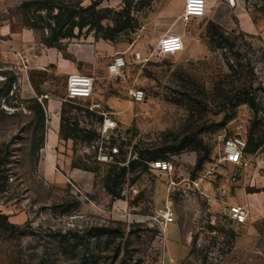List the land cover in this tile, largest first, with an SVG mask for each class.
Instances as JSON below:
<instances>
[{
  "label": "rangeland",
  "instance_id": "obj_1",
  "mask_svg": "<svg viewBox=\"0 0 264 264\" xmlns=\"http://www.w3.org/2000/svg\"><path fill=\"white\" fill-rule=\"evenodd\" d=\"M26 1L37 0H12L3 18L12 29L36 24V40L42 44L55 21L35 7L26 13L21 9ZM62 1L64 12L80 13L66 28L90 24L81 34L75 30L77 38L62 41L65 58H72L68 43L104 41L120 48L128 64L121 76L102 72L96 81L93 100L101 110L91 111L84 100L58 101V127L47 112L42 126L34 100L21 95L19 72L0 58V264H264V219L239 225L224 204L233 186L247 176L251 192L264 190L263 4L232 0L233 27L224 28L230 37L225 49L215 50L207 39L209 17L183 24L185 3L177 4L182 0H156L136 13L139 29L114 41L90 27L95 11L102 9L109 11L101 13L107 16L101 25H112L113 12L124 7L122 0H100L85 13L80 8L92 6L91 0ZM164 11L169 13L165 17ZM253 25L257 32H250ZM160 29L183 36V51L149 63L134 61L135 53L149 55ZM25 78L51 99L65 93L62 74L32 72ZM246 94L258 97L257 115L248 105L236 107ZM110 96L130 107L129 122L102 119ZM46 101H41L44 109ZM186 136L207 146L208 158L200 169L197 161L205 152L190 149L169 156L149 164L143 174H129L118 200L106 193L101 178L80 168L88 165L102 174L116 161L128 164L146 145L171 144ZM236 137L261 144L255 154L245 153L240 165L224 159L225 142ZM159 162L174 169L155 167ZM247 168L256 171L248 174ZM167 209L175 217L168 226L162 218Z\"/></svg>",
  "mask_w": 264,
  "mask_h": 264
},
{
  "label": "crops",
  "instance_id": "obj_2",
  "mask_svg": "<svg viewBox=\"0 0 264 264\" xmlns=\"http://www.w3.org/2000/svg\"><path fill=\"white\" fill-rule=\"evenodd\" d=\"M206 1L209 19L223 28L231 29L233 27L231 24L232 7L228 5L227 0ZM11 3L12 0H0V17L3 19L0 21V58L4 65L10 66L19 72V80L23 82L20 91L23 98L36 99L41 94L48 95L45 89V91L42 89L38 92L30 80H27L28 83H26L25 77L28 79L32 72L62 74L66 77V84L68 77L77 73L92 76L96 81L100 79L102 72L109 74V64L112 62L110 58L120 54V48L111 42L104 41L72 42L66 45L67 54L71 55L72 58H65L61 51L44 47L38 43L33 30L29 28L12 29L10 22L3 18ZM181 3H185V0L177 2L178 5H181ZM167 14L169 13L164 11L162 16L165 17ZM250 32H257V27L253 25V30H250ZM158 33L160 35L159 39L167 34H164L161 29ZM46 99L47 106L45 110L47 115L51 121L53 120L55 126L58 124L59 127L62 98L59 97V100H56L51 99L49 96ZM92 102L99 103V101L94 100ZM105 104L109 108L104 115L105 119L129 122V106L123 107L115 96L106 98ZM56 132L53 130L52 134L55 136ZM252 170L256 171V168H247L246 171L248 174H252ZM255 180L252 185H254ZM250 184L251 179L248 176L236 183L232 188L231 196L224 201V204L227 209L231 207L242 208L247 213V223L252 224L264 219V190L251 192L249 190L250 187L252 188Z\"/></svg>",
  "mask_w": 264,
  "mask_h": 264
},
{
  "label": "trees",
  "instance_id": "obj_3",
  "mask_svg": "<svg viewBox=\"0 0 264 264\" xmlns=\"http://www.w3.org/2000/svg\"><path fill=\"white\" fill-rule=\"evenodd\" d=\"M84 0L79 3L82 4ZM92 6L90 5L87 9L80 8V11L84 13L88 10L95 9L101 3L100 0H91ZM156 0H139L136 4L134 0H122L124 7L121 10L114 11V17L112 19V25H108L104 28L101 22L107 19V16L101 15L103 12L109 11L108 9H102L99 12L95 11V16L97 19L91 24L90 30H94L97 35L101 34L104 40L114 41L122 33L134 32L140 28V23L135 16L137 12L146 10L151 7L152 3ZM249 0H246V2ZM263 4L262 9L264 11V0H255ZM35 7V12H47L48 16L51 17L55 22V27H49L51 35L47 38H43L41 43L47 48H55L62 51V41L65 39L77 38L75 30L78 29L80 34L83 29H85L90 24L85 23H73L68 28H66L69 22H73L76 18H79L80 13L72 9L70 11L64 12L65 7L64 1L62 0H37V1H26L21 5V9L26 13ZM57 11L56 14H54ZM68 15L65 20L64 16ZM29 29L33 30L35 33L39 30L36 24H28ZM230 33L225 30L219 24L209 21L207 28V39L211 48L213 49H225V43L228 41ZM43 95V94H41ZM39 95V97L41 96ZM64 96V95H63ZM63 96L61 98H63ZM39 97L34 100V113L35 117L40 123L46 120V110L44 109L43 103L39 101ZM69 103V102H63ZM241 105H248L250 109L257 115L260 112V101L256 95L246 94L237 99L236 107ZM14 108H17L16 106ZM102 115V119H103ZM61 133L64 134V128L61 126ZM261 148V144H252L249 142L245 153L255 154ZM196 150L206 153L205 157H199L197 161L196 169H200L204 161L208 158V149L202 139L193 138L186 136L181 140L176 139L171 144H151L146 145L143 148L135 152L136 157L126 164V161H116L107 166V170L100 174L98 169L90 167L88 165H83L82 168L85 171L92 172L95 174L96 178H101L103 188L106 193L111 196L114 200L121 199V193L123 187L126 183L127 176L135 172L143 174L147 171L149 164L167 159L169 156L180 155L187 150ZM125 164V165H122ZM74 168H77L76 165ZM104 233H109V229H100Z\"/></svg>",
  "mask_w": 264,
  "mask_h": 264
},
{
  "label": "built area",
  "instance_id": "obj_4",
  "mask_svg": "<svg viewBox=\"0 0 264 264\" xmlns=\"http://www.w3.org/2000/svg\"><path fill=\"white\" fill-rule=\"evenodd\" d=\"M229 4L233 7L232 0H229ZM208 15V4L206 0H186L184 11L181 15V21L183 24H188L194 19H204ZM184 39L181 35L170 34L161 37L156 46L152 49L147 57H142L141 54L135 53L134 61L141 63H149L153 59L161 60L170 55H175L184 49ZM128 64L125 55L119 54L114 57L112 64L109 65V73L112 76H121L123 67ZM26 68V67H25ZM96 80L92 76L83 75L81 73L70 75L67 79L65 87V93L62 98L63 102H71L77 100L90 101L89 109L91 111L101 110V105L96 102H92L95 92ZM134 99H138V93H131ZM48 96L41 95L39 101L46 99ZM105 115V113H102ZM247 142L240 137L228 139L224 144V159L228 163L234 165H240L242 163ZM159 162L157 164H160ZM169 165L167 163H162ZM155 166V165H154ZM231 213V220L239 225H242L247 220V213L240 207H231L228 209ZM164 225H172L175 222L174 214L171 210L167 209L162 215Z\"/></svg>",
  "mask_w": 264,
  "mask_h": 264
},
{
  "label": "bare ground",
  "instance_id": "obj_5",
  "mask_svg": "<svg viewBox=\"0 0 264 264\" xmlns=\"http://www.w3.org/2000/svg\"><path fill=\"white\" fill-rule=\"evenodd\" d=\"M111 125V123H110V121H108V123H107V125H106V128H108L109 126ZM155 167H157V168H163L164 170H166V171H172L173 169H174V167L173 166H169V165H164V164H162V163H160V164H155Z\"/></svg>",
  "mask_w": 264,
  "mask_h": 264
}]
</instances>
